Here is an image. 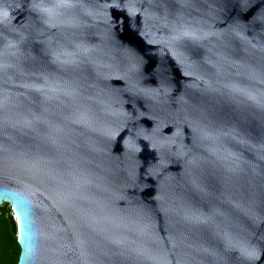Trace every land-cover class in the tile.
<instances>
[{
    "label": "water",
    "instance_id": "1",
    "mask_svg": "<svg viewBox=\"0 0 264 264\" xmlns=\"http://www.w3.org/2000/svg\"><path fill=\"white\" fill-rule=\"evenodd\" d=\"M16 264H264V0H0V206Z\"/></svg>",
    "mask_w": 264,
    "mask_h": 264
},
{
    "label": "trees",
    "instance_id": "2",
    "mask_svg": "<svg viewBox=\"0 0 264 264\" xmlns=\"http://www.w3.org/2000/svg\"><path fill=\"white\" fill-rule=\"evenodd\" d=\"M7 203L0 206V264H16L19 255L16 230L12 228Z\"/></svg>",
    "mask_w": 264,
    "mask_h": 264
},
{
    "label": "rangeland",
    "instance_id": "3",
    "mask_svg": "<svg viewBox=\"0 0 264 264\" xmlns=\"http://www.w3.org/2000/svg\"><path fill=\"white\" fill-rule=\"evenodd\" d=\"M5 203H3L2 205H4ZM6 208H9V210H10V215H12L13 213H12V209H11V207L7 204L6 205Z\"/></svg>",
    "mask_w": 264,
    "mask_h": 264
}]
</instances>
